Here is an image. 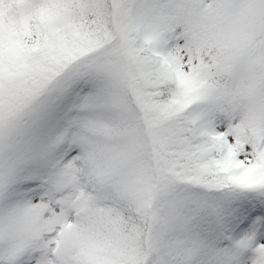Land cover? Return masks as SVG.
Listing matches in <instances>:
<instances>
[{
	"label": "trees",
	"instance_id": "16d2710c",
	"mask_svg": "<svg viewBox=\"0 0 264 264\" xmlns=\"http://www.w3.org/2000/svg\"><path fill=\"white\" fill-rule=\"evenodd\" d=\"M72 10L79 13L75 28L72 22H58L63 12ZM204 12L200 0H43L23 25L20 16L13 26L4 19L0 22V109L19 107L23 124L31 120L35 130L38 116H27L28 110L43 98H58L61 78L111 44L121 47L127 100L135 113L130 126L143 131L145 142L120 160L115 176H98L79 154L83 167L77 180L80 186L85 182L86 189H69L65 194L73 199L74 211L83 213L71 225L81 233L72 253L80 249L79 264L231 263L230 255L223 252L228 248L217 229L221 221L211 200L237 201L242 189L231 180L228 160L219 156L216 142L196 130V116L208 108L194 104L185 90L175 87L134 28L136 18L168 36L198 22ZM43 15L49 39L46 49L36 52L24 46L23 35L35 34ZM104 27L114 35L109 41L83 40L95 28ZM233 41V34L226 35L222 60L208 64L191 59L188 77L217 94L218 109L229 116L244 108L230 74L240 57L238 42L233 45ZM228 60L232 62L227 64ZM26 171L31 181L23 184L24 191L36 175L33 167ZM173 183L175 190L170 187ZM17 189L7 200L13 205L21 195ZM193 192L204 196L203 201H195ZM174 197L178 202H173ZM100 212L105 219L98 217ZM182 214L192 221L193 229L183 222ZM155 246L158 251H152Z\"/></svg>",
	"mask_w": 264,
	"mask_h": 264
},
{
	"label": "rangeland",
	"instance_id": "374dc122",
	"mask_svg": "<svg viewBox=\"0 0 264 264\" xmlns=\"http://www.w3.org/2000/svg\"><path fill=\"white\" fill-rule=\"evenodd\" d=\"M209 1L198 22L172 31L168 41L155 45V51L160 58L172 61V70L186 74L191 59L208 64L222 60L226 35L233 34L241 50H245L248 62L245 58L243 66L240 59L232 63L242 68L235 87L244 108L239 112L235 109V116L215 109L201 119V124L213 129L221 150L233 156L237 180L248 184L250 173L260 170L264 161V0ZM41 2L0 0V22L4 19L13 26L17 16L26 21ZM232 4L238 9V18L233 15L232 19ZM78 17V11L72 10L63 12L57 20L72 22L75 28ZM41 22L35 34L23 36L24 44L38 52L44 50V40L49 38L45 15ZM113 37L104 27L95 28L83 40L96 44L97 40L109 41ZM118 45L111 44L63 77L57 85V99L43 98L28 110L27 116H38L37 130L31 120L22 124L19 107L0 109V264H78L80 249L72 253L81 233L79 229L67 233V227L83 213L74 211L73 199L64 194L69 189H86L85 182L80 186L77 180L83 167L79 154L85 156L98 176H115L120 160L143 146V131L130 126L135 113L127 100V70ZM215 98L201 96L204 102ZM68 138L71 143L66 148ZM30 167L38 170L39 181L37 185L27 183L29 188L24 191L23 184L31 181L26 171ZM252 184L260 195L246 196L232 204L211 200L216 215L226 224L225 231L219 232L223 240L225 234L231 233L233 242L261 249L254 258L246 252L223 250L232 256H227L231 263L264 264V188L257 180ZM17 186L21 200L12 208L6 201ZM175 186L170 185L173 190ZM191 195L195 201H203L201 194ZM11 198L14 200V196ZM173 202H178L176 197ZM182 216L186 226L193 229L192 221ZM98 217L105 219L106 215L100 212Z\"/></svg>",
	"mask_w": 264,
	"mask_h": 264
}]
</instances>
